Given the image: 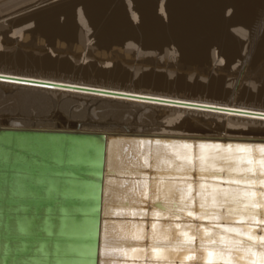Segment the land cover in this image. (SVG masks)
Here are the masks:
<instances>
[{
    "label": "bare ground",
    "instance_id": "obj_1",
    "mask_svg": "<svg viewBox=\"0 0 264 264\" xmlns=\"http://www.w3.org/2000/svg\"><path fill=\"white\" fill-rule=\"evenodd\" d=\"M10 1L0 0V7ZM9 6L0 22L16 14L19 25L4 41L15 50L5 51L0 37V88L66 96L62 106L78 108L66 110L64 130L264 138V81L256 85L264 78V0H24ZM135 57L143 60L134 73ZM98 89L106 93L88 91ZM106 115L138 118L135 125L109 123ZM52 124L6 126L61 129Z\"/></svg>",
    "mask_w": 264,
    "mask_h": 264
},
{
    "label": "water",
    "instance_id": "obj_2",
    "mask_svg": "<svg viewBox=\"0 0 264 264\" xmlns=\"http://www.w3.org/2000/svg\"><path fill=\"white\" fill-rule=\"evenodd\" d=\"M184 143L197 152L200 143L249 145L258 154L264 138L0 126V264H167L164 257L169 251L179 264L178 257L186 253L175 249L174 240L170 244L165 239L168 224L182 225L177 234L195 233L186 227V212L173 216L167 208L189 195L187 185L198 206L201 185L203 196L211 201L219 188L230 184L229 174L220 172L224 161H209L203 174L198 167L187 171L178 167L183 161L176 153L185 151ZM153 222L158 251H153ZM192 222L210 226L221 221L192 218ZM138 231L146 235L133 240ZM199 242L197 237V247Z\"/></svg>",
    "mask_w": 264,
    "mask_h": 264
},
{
    "label": "snow or ice",
    "instance_id": "obj_3",
    "mask_svg": "<svg viewBox=\"0 0 264 264\" xmlns=\"http://www.w3.org/2000/svg\"><path fill=\"white\" fill-rule=\"evenodd\" d=\"M183 148L185 151L176 153L177 158L183 161L178 167L185 171L198 167L203 174L208 172L209 161H224L225 166L220 172L229 174L230 184L219 188L211 201L203 196L204 185H201L198 206L194 204L196 198L190 194L192 186L187 185L189 195H182L179 203L173 202L174 206L167 208L173 216L186 212L189 220L186 227L195 233L190 235L189 231H181L177 234L182 225L168 224L165 239L170 244L174 240L175 249L186 253L178 257L179 264H185L186 261L188 264H264V145L259 146L258 154L249 145L239 144L233 147L231 144L200 143L198 152L188 143H184ZM148 162V157H145L144 163ZM218 174L212 173L213 176ZM233 174L240 175L234 178ZM180 191L183 193L185 189ZM143 194L141 190V195ZM224 209H227V215L224 214ZM153 215L159 217L162 214L154 212ZM192 218L221 222L205 226L202 223H193ZM233 218L245 222L233 225ZM151 230L153 251H158L155 247L159 240L155 222L151 224ZM145 235L146 233L138 231L132 239L140 241ZM197 237L200 241L199 247L195 243ZM105 244L108 245L107 238ZM171 255L169 251L164 259L167 264H176L170 258Z\"/></svg>",
    "mask_w": 264,
    "mask_h": 264
},
{
    "label": "rangeland",
    "instance_id": "obj_4",
    "mask_svg": "<svg viewBox=\"0 0 264 264\" xmlns=\"http://www.w3.org/2000/svg\"><path fill=\"white\" fill-rule=\"evenodd\" d=\"M23 1L24 0H22V1L21 0H12V1H10V3H8L6 5H3V6L5 7V9L9 7L8 8V11H9V9L11 8L9 5H11L13 7V6L18 5L19 3L23 2ZM0 8H1L0 9L1 10L0 11L1 14L4 15V14L8 13L7 9L6 10L2 9L3 7H0ZM15 15H12L10 17L4 18L6 21L3 20V21L0 22V37H2V45L1 46L5 49V51H13V50H15V46H16L15 44H13V43L5 44V42H4L7 39L6 31L12 30L14 27L19 25V22H18L19 19L13 20V18L17 17ZM20 42L23 43L22 41H20ZM31 49H34L33 51L37 52L36 50L38 48H36V49L35 48H31ZM81 55H80V58H83V56H81ZM135 58L137 60H139V61L136 60L135 61L136 63L137 62L140 63L141 60H143V57H135ZM140 58H141V60H140ZM164 61H165V59H162V62H164ZM168 62H170L169 59H168ZM136 63L129 64V68L131 67L130 70L132 72L136 71L139 67H141V65L139 63H137L138 65ZM162 68H164V67H162ZM263 81H264V78H263V80H261L260 83L258 82L256 85H258V84L260 85L261 83H263ZM253 89L256 90V87H253ZM257 90H258V88H257ZM41 95H43V94H38V93H30V94H28V93L23 92V91L20 93L18 90H14V89L11 90V89H9L7 87L0 88V96H1L0 97V123L2 124V125L1 124L0 125L1 126H4V125L6 126L7 124H10L12 121H19V122H22L26 126L28 125L27 127H30V126L31 127H36L37 125H41V124L42 125H48V124L51 125L53 123L52 125L54 127H58V128H61V129H63V127L67 128L68 127V126H66L67 123L65 121H63V119L67 120L69 115L71 114V112L74 109L78 108L77 106H73V105H76V104H73L72 107H68V108H67V106H65L67 108L66 109L64 107V105L62 106V102L65 99H67L66 96H61L60 97V96H56V95H48V97L50 98V100H49V98L45 94L43 95L44 97L43 96L41 97ZM42 98H44L45 100L48 99L49 103L46 104V105L40 104L41 101H42ZM34 100H36V101H34ZM54 100H56V101H54ZM54 103H56V104H54ZM81 103H83V101L79 102L77 105H80ZM53 105L55 107H53ZM46 106H47V108H46ZM60 107H62V108H60ZM64 108H65V110H64ZM66 110H68L69 115H67L68 112ZM63 115H64V117H63ZM83 115L84 114H81V116H83ZM108 116L109 115H106V118ZM128 116L131 117V118L125 117L126 119H124V120L129 119L128 122L130 120H132L133 123L131 121L130 122L132 123V125H135L134 123L137 120L136 118H138V117L137 116H133V115H128ZM111 117H112V115H111ZM111 117L106 119L107 121L110 119L108 121L109 123H113V122L116 123V122H120V121L121 122H126L123 119H119V118H118L119 119V121H118V119H116L115 116H114V118L112 117V119H111ZM70 119H72V118H70ZM73 119H75V118H73ZM76 119H78V120H76ZM76 119H75L76 121H80V118H76ZM113 119H116V120L114 121ZM148 127L150 128V126H148ZM148 127H145V129L148 128ZM211 133H213V132H211Z\"/></svg>",
    "mask_w": 264,
    "mask_h": 264
}]
</instances>
